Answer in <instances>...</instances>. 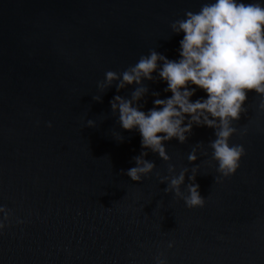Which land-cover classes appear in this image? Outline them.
I'll return each mask as SVG.
<instances>
[{
    "label": "water",
    "instance_id": "1",
    "mask_svg": "<svg viewBox=\"0 0 264 264\" xmlns=\"http://www.w3.org/2000/svg\"><path fill=\"white\" fill-rule=\"evenodd\" d=\"M207 2L0 0V207L9 213L0 214V264H264L259 97L247 94L232 125L229 144L245 155L222 179L213 129L193 126L183 144L165 142V161L110 107L137 85L99 87L106 72L119 76L150 51L177 59L183 34L170 25ZM140 86L145 112L171 95L155 74ZM201 98L197 90L191 100ZM138 157L154 167L133 182L126 172ZM194 169L204 205L188 209ZM181 172L180 195L165 191Z\"/></svg>",
    "mask_w": 264,
    "mask_h": 264
},
{
    "label": "clouds",
    "instance_id": "2",
    "mask_svg": "<svg viewBox=\"0 0 264 264\" xmlns=\"http://www.w3.org/2000/svg\"><path fill=\"white\" fill-rule=\"evenodd\" d=\"M170 30L172 34H183L177 59L169 60L150 51L119 76L106 72L104 84L99 87H107L117 79L118 90L125 85H137L131 99L114 96L110 107L118 114L123 131L134 130L140 137L141 148L165 161L168 160L163 147L165 142L175 139L183 144L193 126L213 129L215 138L209 144L211 158L219 176L228 178L236 172L245 155L242 145H230L229 140L236 131L233 123L245 111L243 105L249 92L259 97L258 108L264 111V0L248 3L210 0L195 13L185 12L183 19L170 25ZM154 74L166 84L165 92L171 95L165 99L155 98L153 107L145 112L136 106L146 93V88L140 85L142 80H153ZM197 90L204 93V98L193 101L191 97ZM195 159L194 153L189 154L190 163ZM135 163L126 175L131 181L139 182L154 165L139 157ZM194 178L195 169L189 176L190 184L184 197L188 209L204 205ZM183 182L181 172L168 182L165 191L170 189L180 195L179 186ZM0 214L4 221L8 220L5 208L0 207ZM4 227L5 223L0 222V231ZM156 264H165V261L157 260Z\"/></svg>",
    "mask_w": 264,
    "mask_h": 264
}]
</instances>
